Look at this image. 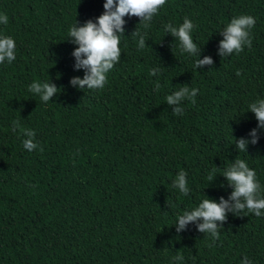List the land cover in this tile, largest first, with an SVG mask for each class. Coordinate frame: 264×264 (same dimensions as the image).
I'll list each match as a JSON object with an SVG mask.
<instances>
[{
	"label": "trees",
	"instance_id": "trees-1",
	"mask_svg": "<svg viewBox=\"0 0 264 264\" xmlns=\"http://www.w3.org/2000/svg\"><path fill=\"white\" fill-rule=\"evenodd\" d=\"M105 2L0 0V36L14 39L16 56L0 63V264H264V214L227 211L218 239L198 230L202 219L175 224L203 199L233 203L223 173L235 159L255 170L264 198V129L248 111L264 99V0H166L147 28L126 15L106 84L80 89L70 80L85 70L74 68L68 32L95 22ZM240 15L255 19L251 47L221 57V32ZM185 18L195 55L164 28ZM205 57L212 63L196 67ZM36 81L57 94L43 102L29 91ZM185 86L198 90L195 103L169 105ZM181 171L187 195L174 186Z\"/></svg>",
	"mask_w": 264,
	"mask_h": 264
},
{
	"label": "clouds",
	"instance_id": "clouds-1",
	"mask_svg": "<svg viewBox=\"0 0 264 264\" xmlns=\"http://www.w3.org/2000/svg\"><path fill=\"white\" fill-rule=\"evenodd\" d=\"M166 0H106L103 5L104 12L96 18V21H86L82 26L76 23L70 27L68 37L71 42L78 47L72 52L75 57V69H84V77H73L70 80L72 86H79L80 89L94 90L102 89L106 84V74L111 70L116 63L119 62L120 38L124 34V17H138L139 24L145 28L149 26L153 17L158 13L159 9L164 6ZM7 15H0V24H7ZM255 25V19L250 15H240L231 19L230 23L224 28L221 34L224 39L220 42L221 57L229 56L233 52L239 53L243 51V46L251 47L250 30ZM194 25L185 18L181 25L173 26L166 24L165 31L170 33L176 40L179 41L180 50L182 53L187 52L195 55L198 52L197 45L193 42L191 32ZM135 37H139L138 47L143 49L146 46L144 34L136 27L131 33ZM16 59L15 56V41L9 36H0V63H11ZM212 60L205 57L203 60H196L195 66L199 67L204 64H211ZM152 75L156 73L152 71ZM239 75V73H237ZM159 88V84L156 85ZM58 88L51 82H33L29 85V91L39 96L43 102H48L50 98L57 94ZM197 89H189L181 87L174 95H168L166 101L169 105L179 104L185 98L192 99L197 94ZM255 114L258 121V127L264 129V99H259L249 105V110ZM183 113L181 107L175 109L174 115ZM17 124L13 121V131L16 130ZM28 139L23 140V146L26 150L32 151L38 146L33 142L35 133L28 129L24 131ZM252 137L251 143H257V132L253 129L250 132ZM249 141L241 138L235 139L236 148L240 151H245ZM223 176L228 183L233 186L230 200L233 203L230 205L228 200L223 197L217 203L209 198L203 199L199 205L191 210H185L176 218V231L179 232L185 228L189 222L202 219L203 223L198 225V230L210 234L213 239H218L219 233L217 221L223 222L226 218L227 211H232L235 214L247 209L248 212L260 217L261 210H264V198L259 195L260 185L256 180L255 170L250 169L243 159H235L223 173ZM174 186L180 193L187 195L189 188L187 187L186 173L181 171L174 180ZM175 260H182V255L174 257ZM241 264H252V261L247 256L244 257Z\"/></svg>",
	"mask_w": 264,
	"mask_h": 264
}]
</instances>
